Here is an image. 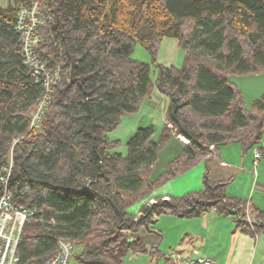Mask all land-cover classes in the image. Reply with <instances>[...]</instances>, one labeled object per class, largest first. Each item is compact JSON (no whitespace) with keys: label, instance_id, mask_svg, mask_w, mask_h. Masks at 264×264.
<instances>
[{"label":"trees","instance_id":"trees-1","mask_svg":"<svg viewBox=\"0 0 264 264\" xmlns=\"http://www.w3.org/2000/svg\"><path fill=\"white\" fill-rule=\"evenodd\" d=\"M30 1L0 5V165L11 139L23 135L13 148L10 190L15 205L33 212L17 264H44L61 237L73 241L74 264H122L128 252L146 251L134 232L166 213L195 216L214 208L251 231L246 202L227 196L229 181L212 182L207 168L200 190L158 196L138 215L128 208L222 144L260 143L264 95L246 105L232 76L264 71V0H55L38 55L59 65L61 77L40 126L28 130L41 89L23 63L14 23ZM164 37L178 40L183 63L158 65L152 81L148 64L131 54L136 43L156 54ZM153 86L168 97L159 138L152 126L139 127L127 152H114L117 141L107 133ZM172 134L188 143L152 177Z\"/></svg>","mask_w":264,"mask_h":264},{"label":"crops","instance_id":"crops-1","mask_svg":"<svg viewBox=\"0 0 264 264\" xmlns=\"http://www.w3.org/2000/svg\"><path fill=\"white\" fill-rule=\"evenodd\" d=\"M262 90L264 92V88ZM254 97L252 101L258 99L256 96ZM244 102L246 103V101ZM172 136L178 139L182 148L185 144L182 139L174 134ZM262 139L264 140V137ZM229 143L236 146L238 144L236 141ZM179 147L178 145L174 156L180 152L181 148L179 150ZM212 153L214 156L201 160L193 167L177 175L168 188L164 191L160 190L156 195H148L144 198V203V199L141 200L142 203L146 204L150 199H155L158 196L180 197L200 190L202 188V176L206 168L212 182L229 181L225 186L227 196L244 199L243 197H246L249 193L251 184V175L248 171L247 183L249 188H247V193L244 196H238L232 188L237 179L238 188L241 185L243 186L244 179L241 178L242 175L238 171L241 168L244 169L245 161H242L241 166H239V162L227 160V156L219 147ZM252 157L254 159V153ZM152 177L154 176L152 175ZM249 205L252 216L262 214L260 217L261 222L254 232L242 230L237 225L235 215L220 214L214 208L205 210L195 216L168 213L156 215L150 227L144 226L147 232L143 231L138 237L145 244L146 251L128 252L122 264L126 260H128V264H146L148 256L151 258L149 264L153 263L152 258H160L165 261L164 264H180L176 257L188 255L208 258L215 264L264 263V201L261 198L250 202ZM139 211L140 208L137 211L128 208V212L135 215H138ZM194 250L197 251L196 255L192 254ZM155 264H159V262L155 260Z\"/></svg>","mask_w":264,"mask_h":264},{"label":"rangeland","instance_id":"rangeland-1","mask_svg":"<svg viewBox=\"0 0 264 264\" xmlns=\"http://www.w3.org/2000/svg\"><path fill=\"white\" fill-rule=\"evenodd\" d=\"M11 3H13V0H0V5L2 6H7ZM184 52V49L178 44V40L175 37H164L158 46L156 54L152 55L142 44L136 43L131 56L135 60L148 64L150 78L152 81H154L159 70L158 65L180 67L183 63ZM234 76L235 77H233V79L235 82H237L239 89H241L242 97L244 101H246V105L250 106V104L253 102L252 99L255 98L254 96L261 98L264 95L262 90V88H264V71L250 73V75L242 74ZM140 101L141 102L135 111L124 114L121 117L119 124H117L115 128L107 133L108 138L111 141H117L112 148L114 152L124 155L127 152V141L133 136L139 127H145L149 125L152 126L153 139L157 140L159 138L163 124L165 122L164 120L168 106V97L162 94L156 88V86H153L149 93ZM262 137H264V133ZM237 143V146L232 143L222 144L219 146V148L222 149L224 155L227 156V160L239 162V166H241L242 161H245L243 167L245 170H242L241 168L238 171L242 175L241 178L244 179L243 186L241 185L238 188L237 179L232 190L238 196H244L247 193V188H249L247 183V173L249 172L251 175L249 193L246 197H243L244 199L241 198V200L246 202L247 207L249 208V203L254 202V200L262 198V201H264V140L261 138L260 143L248 147L242 146L239 142ZM178 145L180 146V150L181 144L179 143L178 139L176 137L170 136L167 140L166 146L158 151V156L152 169V175L154 177H156L159 172L162 171L168 160L173 158V156L176 154L174 152L178 148ZM255 149H258L260 153V157L257 159L256 163L253 162L254 159L252 157ZM213 150L214 149H212V151ZM210 156H214L213 153H208L206 157ZM259 162H261V164H259ZM174 179L175 178H172L156 186L149 195H156L160 192V190L164 191L169 187V185H171L170 183ZM144 202L145 199L143 200V203ZM143 203L140 200L133 203L129 207L130 209L137 211L140 206L144 205ZM143 231L147 232L144 226L139 227L134 232V234L139 237ZM76 250L79 251V249ZM150 259V256L146 258V264H149V261H151ZM152 260V264H155V260L158 261L159 264L165 263V261L160 258H152ZM127 261L128 260H126L124 264H128ZM70 264H74L73 258L70 260Z\"/></svg>","mask_w":264,"mask_h":264},{"label":"built area","instance_id":"built-area-1","mask_svg":"<svg viewBox=\"0 0 264 264\" xmlns=\"http://www.w3.org/2000/svg\"><path fill=\"white\" fill-rule=\"evenodd\" d=\"M55 0H31L27 5L20 6L16 11L14 29L18 34L20 52L23 63L41 89V94L29 112V130L38 128L44 113L52 99L53 86L60 80L61 71L57 64L49 65L47 60L40 58L38 49L42 42V30L54 18L53 3ZM23 135L11 139L9 156L5 163L0 165V264H17V247L20 241L23 225L33 212L15 205L10 190V179L13 170V148L22 139ZM184 143L188 140L179 136ZM213 149V146H210ZM260 157L258 149L254 150V163ZM167 200L168 197H162ZM150 199L147 203H155ZM249 229L254 232L256 223L261 220L253 218L248 208L245 217ZM57 252L48 258L44 264H70L73 255V241L61 237L57 241ZM192 254L196 255L194 250ZM180 264H215L212 260L200 256L176 257ZM264 264V263H257Z\"/></svg>","mask_w":264,"mask_h":264},{"label":"bare ground","instance_id":"bare-ground-1","mask_svg":"<svg viewBox=\"0 0 264 264\" xmlns=\"http://www.w3.org/2000/svg\"><path fill=\"white\" fill-rule=\"evenodd\" d=\"M30 110V109H29ZM28 130H29V127H28ZM15 137V136H14Z\"/></svg>","mask_w":264,"mask_h":264}]
</instances>
